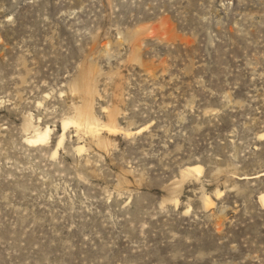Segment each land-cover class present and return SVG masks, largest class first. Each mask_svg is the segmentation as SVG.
<instances>
[{"label":"rangeland","instance_id":"obj_1","mask_svg":"<svg viewBox=\"0 0 264 264\" xmlns=\"http://www.w3.org/2000/svg\"><path fill=\"white\" fill-rule=\"evenodd\" d=\"M263 173L264 0H0V264H264Z\"/></svg>","mask_w":264,"mask_h":264},{"label":"bare ground","instance_id":"obj_2","mask_svg":"<svg viewBox=\"0 0 264 264\" xmlns=\"http://www.w3.org/2000/svg\"><path fill=\"white\" fill-rule=\"evenodd\" d=\"M33 132H34V136L32 137V139L27 140L28 143H31V144H37L39 142H43L45 140L46 136H47L46 134L39 133L37 129H34ZM200 168L201 167L199 165H195V166L190 167L189 169H192V170H194L196 172H199ZM260 202H261V205L264 207V193H262L261 196H260Z\"/></svg>","mask_w":264,"mask_h":264}]
</instances>
